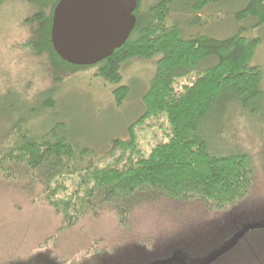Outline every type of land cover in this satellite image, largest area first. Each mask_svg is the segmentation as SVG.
Listing matches in <instances>:
<instances>
[{"label":"trees","instance_id":"obj_1","mask_svg":"<svg viewBox=\"0 0 264 264\" xmlns=\"http://www.w3.org/2000/svg\"><path fill=\"white\" fill-rule=\"evenodd\" d=\"M23 1L32 9L23 48L45 61L38 68L45 81L0 95V181L58 218L43 243L5 257L9 264H264V76L251 65L260 39L193 34L198 15L221 0H160L145 13L138 0L136 25L123 46L95 66L79 67L59 59L51 45L58 2ZM183 15L193 17L191 25ZM234 19L263 26L264 0H249ZM156 56L142 115L128 127V138L113 139L97 161L65 122L54 120L41 131L43 115L56 119L65 79L96 69L95 76L118 86L119 107L131 93L119 85L121 66ZM191 76L182 91L174 88ZM103 211L121 229L114 243H104L110 251H96L93 242L56 257L68 230ZM138 211L146 222L130 225Z\"/></svg>","mask_w":264,"mask_h":264},{"label":"rangeland","instance_id":"obj_2","mask_svg":"<svg viewBox=\"0 0 264 264\" xmlns=\"http://www.w3.org/2000/svg\"><path fill=\"white\" fill-rule=\"evenodd\" d=\"M159 1L140 0V8L145 13ZM248 1L221 0L217 6H207L204 12L198 15L201 19L198 23L193 24V17L189 18L187 15H183L182 20L185 25L192 23L193 34L208 35L217 40L229 38L234 34L260 39L251 65L258 66L264 76V24L254 27L252 19L240 23H236L234 19V15L244 8ZM181 7L179 5V8ZM31 13L32 9L23 0H6L0 8V95L7 89L15 92L18 89L22 93L28 81H32L34 87L45 81L43 72L38 70L39 67L44 68L45 61L31 57L29 51L23 48L26 37L29 36L30 28L26 24ZM158 58L159 56H156L149 61L141 58L130 59L121 66L122 80L119 85L127 86L131 93L119 107L113 98V91L118 86L95 76L96 69L89 68L65 79L56 97V119L43 115L39 125L38 122L33 123L34 127L38 125L42 131L54 120L65 122L74 134L83 137V144L94 150L97 155L94 159L97 161L102 155L101 152L108 151L113 139L128 138V127L142 115V96L151 84L156 70L155 60ZM193 80V76L178 80L174 88L182 91L184 86ZM45 84L46 82L41 86ZM262 84L264 87V80ZM34 91L35 89L32 92L28 90L27 93L32 96ZM261 186L264 191V180ZM71 188L68 183L67 192H70ZM26 198L22 191L8 187L0 181V264H9V259L5 257H13L24 250H30L29 248L35 250L55 227L58 217H55L53 210L44 206L40 200L31 205ZM144 214L138 211L133 216L130 215L129 224L133 225L138 219L146 222ZM119 229L112 213L103 211L98 217L87 216L79 221L74 229L67 231L63 237L61 254L58 253L56 257L67 258L69 252L88 249L93 242L99 243L93 248L96 251H110L108 245L116 241L117 233H121ZM104 243L108 244V247H105ZM232 243L233 241L228 242L205 261L215 258ZM126 244L125 241L122 246ZM29 252L19 260L24 261ZM94 253L95 251H92L87 255L92 256Z\"/></svg>","mask_w":264,"mask_h":264},{"label":"water","instance_id":"obj_3","mask_svg":"<svg viewBox=\"0 0 264 264\" xmlns=\"http://www.w3.org/2000/svg\"><path fill=\"white\" fill-rule=\"evenodd\" d=\"M53 1L58 3L52 11L51 45L70 65L90 67L105 60L123 46L136 25L138 0Z\"/></svg>","mask_w":264,"mask_h":264}]
</instances>
